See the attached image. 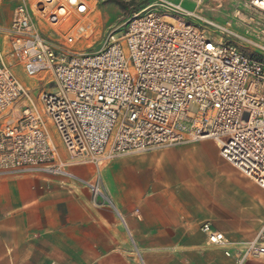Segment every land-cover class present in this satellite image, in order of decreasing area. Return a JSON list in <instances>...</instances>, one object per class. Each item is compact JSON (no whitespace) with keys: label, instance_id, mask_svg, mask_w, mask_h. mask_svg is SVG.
<instances>
[{"label":"built area","instance_id":"built-area-1","mask_svg":"<svg viewBox=\"0 0 264 264\" xmlns=\"http://www.w3.org/2000/svg\"><path fill=\"white\" fill-rule=\"evenodd\" d=\"M91 1L101 0H55L42 15L43 1L23 0L0 30V177H69L109 200L98 178H81L72 167L102 168L121 156L210 139L222 158L264 188V21L256 23L259 35L254 29L242 35L230 22L199 15L196 24L180 3L154 0L97 52L64 50L42 34L37 16L55 31L63 21L59 5L79 18ZM246 2L264 16V0ZM64 39L68 46L76 36ZM17 65L38 78L37 87L19 81ZM201 228L209 244L232 256L222 231L208 222ZM263 258L264 221L235 260Z\"/></svg>","mask_w":264,"mask_h":264},{"label":"crops","instance_id":"crops-1","mask_svg":"<svg viewBox=\"0 0 264 264\" xmlns=\"http://www.w3.org/2000/svg\"><path fill=\"white\" fill-rule=\"evenodd\" d=\"M152 159L161 172L142 164ZM71 170L98 178L109 200L69 177H0V264H237L264 221V188L210 139ZM204 222L231 257L207 242Z\"/></svg>","mask_w":264,"mask_h":264},{"label":"rangeland","instance_id":"rangeland-1","mask_svg":"<svg viewBox=\"0 0 264 264\" xmlns=\"http://www.w3.org/2000/svg\"><path fill=\"white\" fill-rule=\"evenodd\" d=\"M30 4L33 0H26ZM118 1V2H116ZM147 1L146 3H143ZM154 0H101L97 3L90 2V9L84 17L76 18L70 16L69 20H63L53 31L46 26V21L42 15L37 16L39 27L44 36L50 38L56 46L76 53L97 52L107 42L109 35L122 33L134 11L140 10L152 3ZM23 0H0V30L7 29L11 23V18L15 7ZM120 2V3H119ZM185 9L193 13L189 19L196 23H202L197 16H203L216 21L221 25L230 22L231 27L242 35H248L251 30L255 35H259L257 22L264 21V16L253 12L246 0H184ZM196 15V16H195ZM76 36L73 44L64 45L67 34ZM1 45L3 46V33H0ZM250 53L263 56L255 47L248 46ZM20 82L31 88L37 87L38 78L30 77L22 66L13 68ZM38 95V89L34 91V96ZM48 130L54 142L60 150H63L59 134L51 122H47ZM150 172L159 171L166 166L160 160H148L142 163ZM151 169L153 171H151Z\"/></svg>","mask_w":264,"mask_h":264},{"label":"bare ground","instance_id":"bare-ground-1","mask_svg":"<svg viewBox=\"0 0 264 264\" xmlns=\"http://www.w3.org/2000/svg\"><path fill=\"white\" fill-rule=\"evenodd\" d=\"M40 1H43V2L45 3V4L43 5V7H42V8H45V10H44V11L42 10V12H41L42 15H45V14H47L49 11L52 10V7H53V5H54V1H55V0H40ZM59 6H60L61 8H59V9L57 10V13H59L60 15L63 16V17H62L63 20L68 21L70 16H67V9H66L63 5H59ZM59 6H57V7H59ZM84 16H85V15L80 16V17H84Z\"/></svg>","mask_w":264,"mask_h":264},{"label":"trees","instance_id":"trees-1","mask_svg":"<svg viewBox=\"0 0 264 264\" xmlns=\"http://www.w3.org/2000/svg\"><path fill=\"white\" fill-rule=\"evenodd\" d=\"M116 2H118V1H116ZM147 1H145V2H143V3H146ZM120 3V2H119Z\"/></svg>","mask_w":264,"mask_h":264}]
</instances>
